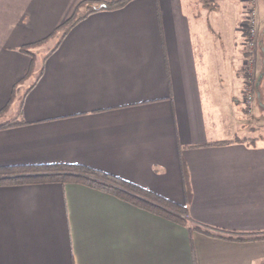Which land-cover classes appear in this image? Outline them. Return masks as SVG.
I'll use <instances>...</instances> for the list:
<instances>
[{"label":"crops","instance_id":"crops-1","mask_svg":"<svg viewBox=\"0 0 264 264\" xmlns=\"http://www.w3.org/2000/svg\"><path fill=\"white\" fill-rule=\"evenodd\" d=\"M95 1L0 0V125L16 120L0 127V168L83 166L185 206L192 224L262 237L189 231L83 183L3 184L0 264H264V30L251 107L243 0L92 12L23 79L20 48Z\"/></svg>","mask_w":264,"mask_h":264},{"label":"trees","instance_id":"trees-1","mask_svg":"<svg viewBox=\"0 0 264 264\" xmlns=\"http://www.w3.org/2000/svg\"><path fill=\"white\" fill-rule=\"evenodd\" d=\"M130 0H96L92 3H84L81 9H78L72 18H70L61 27L53 31L45 39L20 48V51L30 57L31 64L24 73V78L30 77L35 71V66L40 52L43 53L40 58V63L53 52L60 39L66 34L68 29L76 23L78 20L84 18L86 15L98 11V10H112L124 6ZM53 41L51 47L45 48L46 42ZM41 73V66L37 71L36 76ZM14 90L12 91L14 96ZM8 110V106L3 109L1 113H5ZM9 123L1 124L0 127H4ZM58 181L60 183L65 182H78L89 185L91 187L99 188L117 197L130 202L144 210L161 215L175 223L183 226H187L189 231H198L208 236L224 238L234 241H246L249 239H258L262 236H243L234 235L224 232L222 230L203 227L197 224H192L188 218L187 210L185 206L170 202L160 196H157L151 192L141 189L133 184L122 181L113 176L101 173L83 166L69 165V164H54V165H38V166H17L0 168V185L3 184H30V183H42Z\"/></svg>","mask_w":264,"mask_h":264},{"label":"rangeland","instance_id":"rangeland-1","mask_svg":"<svg viewBox=\"0 0 264 264\" xmlns=\"http://www.w3.org/2000/svg\"><path fill=\"white\" fill-rule=\"evenodd\" d=\"M257 1L259 0H255L253 1L252 3L249 1V0H243V22L241 24V30L244 31L245 33V37H244V42L247 43L249 40H251L253 38V40H255V43L257 45V51H258V58H260V52H259V47H258V37H259V31L262 33V31L264 30V10H261L259 9L257 6H256V3ZM250 10H254L255 11V14H253L252 16L249 15L250 13ZM255 15V18H254V31L253 33H249V29H247V27H245V24H247L249 22V17H250V22H251V17L253 18ZM53 45V41L52 42H48L46 45H45V48L47 47H51ZM244 50L245 52L248 54L249 52V46H247V44H244ZM43 53L40 52L38 54V58H37V62H36V66H35V71L32 75H30V79L29 81L33 82V79L34 77L36 76L37 74V71L38 69L40 68L41 64H40V58L42 57ZM247 59V58H246ZM246 59H245V65H244V81H243V86H242V89L244 87V82H245V76H246ZM261 59H260V62L258 63L257 65V70L261 69ZM260 71V70H259ZM243 94H242V100L244 101L243 99ZM256 99V98H255ZM255 102V101H254ZM254 102L252 105H254ZM245 106H248L247 104L244 103Z\"/></svg>","mask_w":264,"mask_h":264},{"label":"built area","instance_id":"built-area-1","mask_svg":"<svg viewBox=\"0 0 264 264\" xmlns=\"http://www.w3.org/2000/svg\"><path fill=\"white\" fill-rule=\"evenodd\" d=\"M251 3L255 0H249ZM255 14L254 10H250L249 15ZM254 17H251V22L254 20ZM249 22H250V17H249ZM245 24V27L249 29V33H253L254 31V21L251 23ZM247 46H249V52L247 54V59H246V76H245V82H244V87L242 89V94L244 103L248 105V107H251L253 102L255 101L256 98V91H257V86L260 81V76L261 73L259 70H257V65L260 62V58H258V51H257V45L255 43V40L253 38L249 40L247 43Z\"/></svg>","mask_w":264,"mask_h":264},{"label":"water","instance_id":"water-1","mask_svg":"<svg viewBox=\"0 0 264 264\" xmlns=\"http://www.w3.org/2000/svg\"><path fill=\"white\" fill-rule=\"evenodd\" d=\"M263 63H264V59H263Z\"/></svg>","mask_w":264,"mask_h":264}]
</instances>
